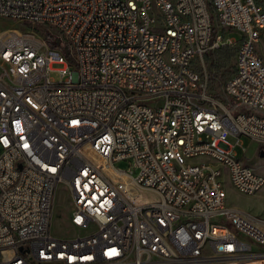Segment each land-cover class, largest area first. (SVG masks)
I'll list each match as a JSON object with an SVG mask.
<instances>
[{"label":"built area","instance_id":"1","mask_svg":"<svg viewBox=\"0 0 264 264\" xmlns=\"http://www.w3.org/2000/svg\"><path fill=\"white\" fill-rule=\"evenodd\" d=\"M0 19L60 33L0 38V264H264V218L223 183L264 189L235 152L264 148V0H0Z\"/></svg>","mask_w":264,"mask_h":264},{"label":"rangeland","instance_id":"2","mask_svg":"<svg viewBox=\"0 0 264 264\" xmlns=\"http://www.w3.org/2000/svg\"><path fill=\"white\" fill-rule=\"evenodd\" d=\"M47 34H51L55 38L60 37V33L51 27L44 25H32L7 19H0V38L11 39L15 44L23 42L29 35L42 37L47 40ZM259 53L264 57L263 43L257 46ZM234 54L230 50H223L217 53V64L214 71L211 70L209 64L207 69L210 74V93L219 97L223 101V84L231 76L234 71ZM61 68V66H55ZM52 79L59 83L60 75L57 72L51 73ZM236 138H230L231 144H236ZM243 148L236 147L235 152L237 158L244 161L246 165L254 168L257 172L264 176V159L260 158L258 151L264 150L263 147L252 142L248 138L241 139ZM204 160V159H201ZM117 169L127 171L130 167V162L123 161L115 164ZM136 175V171L134 172ZM224 187L228 195V204L230 207L239 209L245 213H250L254 216L264 218V189L256 195H245L238 192L231 184L228 178L223 179ZM145 200H153L154 197L148 194L143 195ZM70 210V202L68 195L63 188H59L55 202V216L53 220L52 231L55 236L67 237L75 234L72 226L66 220ZM245 240L251 242L247 237ZM239 264V263H233ZM247 264H261V261H254Z\"/></svg>","mask_w":264,"mask_h":264},{"label":"trees","instance_id":"3","mask_svg":"<svg viewBox=\"0 0 264 264\" xmlns=\"http://www.w3.org/2000/svg\"><path fill=\"white\" fill-rule=\"evenodd\" d=\"M46 38H47V41L49 42V44H50L51 47H57V46H59V44H60L59 39L53 37L51 34H47V37ZM231 52L234 54L233 51H231ZM216 64H217V55H216V61L215 62L212 59L210 61V68H211V70H214ZM232 74H231V76H232Z\"/></svg>","mask_w":264,"mask_h":264},{"label":"water","instance_id":"4","mask_svg":"<svg viewBox=\"0 0 264 264\" xmlns=\"http://www.w3.org/2000/svg\"><path fill=\"white\" fill-rule=\"evenodd\" d=\"M259 155H260V158L264 159V150H261Z\"/></svg>","mask_w":264,"mask_h":264}]
</instances>
